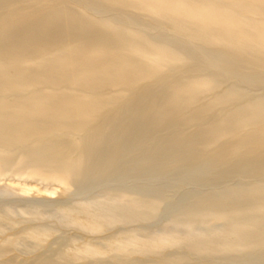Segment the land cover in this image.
<instances>
[{
	"label": "bare ground",
	"instance_id": "6f19581e",
	"mask_svg": "<svg viewBox=\"0 0 264 264\" xmlns=\"http://www.w3.org/2000/svg\"><path fill=\"white\" fill-rule=\"evenodd\" d=\"M142 17L181 41L151 36ZM177 61L187 68L173 79ZM194 70L204 73L184 74ZM256 86L264 87V0H6L0 181H18L22 192L39 186L42 195L12 198L3 184L0 259L23 234L35 264H189L188 254L209 258L204 264H243L250 254L248 264H264V94L243 90ZM138 126L143 142L158 128L172 131L166 143L178 147L157 164L162 171L206 163L222 177L237 170L253 180L188 196L150 230L145 223L167 205L157 191L87 192L89 173L106 174L133 147L105 152V142ZM55 184L62 195L70 187L71 197L84 195L59 196ZM67 228L77 233L62 235Z\"/></svg>",
	"mask_w": 264,
	"mask_h": 264
},
{
	"label": "rangeland",
	"instance_id": "374dc122",
	"mask_svg": "<svg viewBox=\"0 0 264 264\" xmlns=\"http://www.w3.org/2000/svg\"><path fill=\"white\" fill-rule=\"evenodd\" d=\"M0 3H1V5H3L4 3H6V0H0ZM8 3H11V2H8ZM105 14L107 15L108 13H104V14L99 13L100 16L101 15L103 16ZM124 18H125V16H122V14H121L120 21H123ZM141 23L143 25L148 26L149 28H152L153 31L152 30L150 31V32H152L151 36L152 35L154 36V34H155L156 35L155 37H157L159 39L162 37H166V38H169L171 41H173L172 43H174V42L177 43L178 40H180V39H177L173 36L167 35L166 30H162L163 32L162 31L160 32L158 29L162 28V26H159L156 23L150 22L148 20V18L142 17ZM136 25H138V23H136ZM184 46H185L184 48L186 50H188V51L192 50V48L189 44L186 43ZM195 54L198 56L197 65L201 64V62H203L202 55L199 56V52L198 53L195 52ZM173 68H174V70H173ZM186 68H187V64L185 61H177L174 64H172L171 72H169V75L172 76L171 78L176 79L179 77V75L183 74V70H185ZM195 68L196 67H194L193 69H195ZM194 71L193 72H191V71L185 72L184 74L194 77L195 75L200 76L204 73V72H202V70H200V71L194 70ZM231 82L232 81H228L225 85H229V84H231ZM160 90L157 89V90H155V92L156 93H162ZM243 90L245 92H247L248 94L255 96V97L264 94V87L263 86L262 87L261 86L250 87V88H246ZM225 112H227V111H225ZM225 114H228V113H225ZM143 117H147V115L144 113L139 114L138 116L136 115L134 117V120H135V122L138 123V122H140V119H142ZM190 130H194V128H191ZM171 132L172 131L169 129H159L158 128V130H155L154 133L150 135V137H149V139H147V141L143 142V141H139V138L142 134V129L140 126H138L129 132L122 133L115 140H110V139L107 140V142H105V144L102 146L103 150L105 152H109L110 150H112L113 146H116L115 144L120 146L119 150L120 151L122 150V152L126 151L125 149H127L126 147H128V145L130 147L131 146H133V147L130 148L129 150H127L126 152L122 153L121 156H118V158L116 159V162L109 168L110 171L107 172L106 174H104L102 176L101 175L97 176V174H95L93 172L89 173L88 176H89V179L91 181L88 179L90 181V186H89L87 192L90 191L91 194H93V196H100L104 191L108 190L109 187H114L116 185L117 186L119 185L120 187L122 186L121 188H125V184H126V186L131 185V187L141 186L140 189H143L144 191H147V192L148 191H157L159 196L164 197V203L165 204L167 203V205H164L163 207H161L158 210L156 217H153V219H151L149 222L145 223L147 225H149L151 223L152 225H149L150 227H148V228L150 230H155L159 226H161L164 222H166L168 220V218L170 216V211H169L170 207L172 206L173 208L174 207L176 208L177 205L184 202L185 199H189L190 197H188V196H191L193 194H198V193L199 194H206V193L210 194L213 189L219 190L225 186L228 187V186H235V185H244V184H247V182L249 181L250 177H246V175H244V176L241 175V173H239L237 170L230 172V175H231L230 177H224V176L222 177V175H226L224 172H221L218 174L217 171L211 170L209 165L206 163H195V164H193V166L191 168H186V169H183V168L177 169L178 166H172V167H169L167 170L166 169L163 171L160 170L159 165H157V164H159L162 160L167 159L168 158L167 156L171 152H173V149L178 147V145H174L175 147H171L170 144L166 143V138L168 137L169 134H171ZM105 134H109V131L105 130ZM238 135L239 134H236L235 136H238ZM241 137L247 138L246 135H244V134L241 135ZM126 143H127V145H126ZM151 146H152L153 150H152V152H149V151H151L149 149V147L151 148ZM169 147H171V148H169ZM147 152H149V153L147 154ZM160 152H162V153H160ZM147 160H148V162H147ZM95 162L97 164H100V161H95ZM96 163H95V165L97 166ZM202 165L205 167H203ZM122 169L124 171H122ZM188 171H190V172H188ZM170 173L171 174L174 173V174L171 175ZM195 174H197V175H195ZM210 174H211V176H210ZM239 176H240V179H239ZM180 178H181V181H177V180H180ZM16 180H17V178H16ZM96 180L97 181L100 180V181L97 182ZM250 180L252 181L253 178H250ZM254 180L256 181L257 178H255ZM123 181H125V182H123ZM15 182H9L8 181V183H7L4 181H0V197L6 196L5 194L7 191L3 190V184L4 183H6L11 188V190L8 191L9 195H7V196L12 197V198L15 196H16L15 198H18V196H19V198H22V197L23 198H40V195H42V194H39L36 192V188L39 186H37V187L31 186V188L29 187V189L26 192H22L19 190V188H21L19 185V182L18 181H15ZM130 182H131V184H130ZM183 182H184V184H183ZM199 182H201V183H199ZM118 183H120V184H118ZM180 183H182L183 185H181ZM193 183H195V184L193 185ZM34 184L36 185L37 183H34ZM209 184H211V187L209 186ZM162 185H163V187H162ZM51 187L54 188L55 192L58 193L60 196V194L62 193L61 188L59 186H57L56 184L51 186ZM176 187H177V189H176ZM73 189H74L73 187H70L68 190H66V192H64V194H63L64 197H68L71 199L73 198V199L77 200L81 196L84 195V193H83V194H79V195L71 197V195L74 194ZM63 195H62V197H63ZM57 196L58 195L55 194L54 196H51L50 198L52 200H55V199H57ZM188 201L192 202V201H194V199H191ZM71 202L73 203L74 201H71ZM168 203H170V205ZM15 220H19V218H15ZM51 225H53V224H51ZM9 232L10 231H6V232H4V234L7 235ZM74 232L77 233L76 231L67 228V229H63L62 235H64V236L68 235V234L70 235V234H73ZM106 234L107 233H105L104 235H106ZM56 235H59V232H56L55 236ZM55 236L52 235V236L48 237L47 242L44 244V246H42L39 249L38 252L44 251L47 247V244L49 242L53 241ZM12 237H14L16 240L13 243L5 245V247L9 248L10 251L8 254H6L4 257H2L0 259V261H5V262H7V264H35V262H37V261L34 260V258H35L34 254L27 253V252H29V250H28L26 245H28L31 241L28 238H25L23 234H14V235H12ZM51 246L55 247L56 244L52 243ZM183 251H185V250H183ZM187 256L189 258H191V260H192V261L190 260L189 264H204L206 261L209 260V258H205L202 261V259H199V255H197V254H188ZM249 256H250V254L244 256L241 259V263L248 264L247 259ZM253 261L254 262L249 263V264H261L263 262L258 258H256ZM223 262L224 261H221L220 263H223Z\"/></svg>",
	"mask_w": 264,
	"mask_h": 264
}]
</instances>
